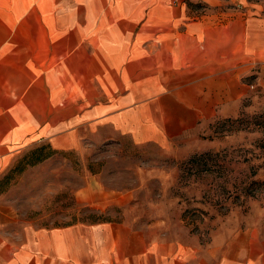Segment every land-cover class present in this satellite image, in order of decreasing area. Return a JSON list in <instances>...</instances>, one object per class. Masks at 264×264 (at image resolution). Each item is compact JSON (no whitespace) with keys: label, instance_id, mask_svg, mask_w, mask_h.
Returning a JSON list of instances; mask_svg holds the SVG:
<instances>
[{"label":"crops","instance_id":"0c3cea01","mask_svg":"<svg viewBox=\"0 0 264 264\" xmlns=\"http://www.w3.org/2000/svg\"><path fill=\"white\" fill-rule=\"evenodd\" d=\"M199 1L0 0V174L33 138L68 150L82 126H107L166 148L237 104L246 77L264 70V7ZM99 187L89 181L77 202L109 204ZM15 221L0 205V264H264L260 227L200 255L121 223Z\"/></svg>","mask_w":264,"mask_h":264},{"label":"rangeland","instance_id":"374dc122","mask_svg":"<svg viewBox=\"0 0 264 264\" xmlns=\"http://www.w3.org/2000/svg\"><path fill=\"white\" fill-rule=\"evenodd\" d=\"M252 72L245 97L166 148L107 126H82L68 150L40 137L23 143L0 174V205L14 214V229L114 222L204 255L237 230L264 228V70ZM39 148L48 155L41 161ZM89 181L109 193V204L77 202Z\"/></svg>","mask_w":264,"mask_h":264},{"label":"trees","instance_id":"16d2710c","mask_svg":"<svg viewBox=\"0 0 264 264\" xmlns=\"http://www.w3.org/2000/svg\"><path fill=\"white\" fill-rule=\"evenodd\" d=\"M36 153L38 154V155H37V159H36V160H38V161H41L43 158H45V157L48 156V155L43 156L42 148L37 149V150L35 151V154H36Z\"/></svg>","mask_w":264,"mask_h":264},{"label":"bare ground","instance_id":"6f19581e","mask_svg":"<svg viewBox=\"0 0 264 264\" xmlns=\"http://www.w3.org/2000/svg\"><path fill=\"white\" fill-rule=\"evenodd\" d=\"M10 36V35H9ZM55 52V51H54ZM27 107V106H26Z\"/></svg>","mask_w":264,"mask_h":264}]
</instances>
